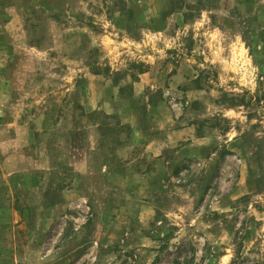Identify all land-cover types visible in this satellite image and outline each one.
I'll return each mask as SVG.
<instances>
[{"label":"rangeland","instance_id":"rangeland-1","mask_svg":"<svg viewBox=\"0 0 264 264\" xmlns=\"http://www.w3.org/2000/svg\"><path fill=\"white\" fill-rule=\"evenodd\" d=\"M0 264H264V0H0Z\"/></svg>","mask_w":264,"mask_h":264}]
</instances>
